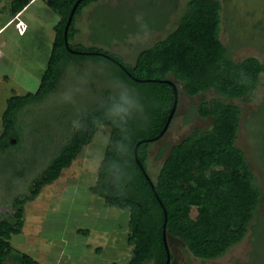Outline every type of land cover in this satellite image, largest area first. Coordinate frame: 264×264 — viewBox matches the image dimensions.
<instances>
[{"label":"trees","instance_id":"1","mask_svg":"<svg viewBox=\"0 0 264 264\" xmlns=\"http://www.w3.org/2000/svg\"><path fill=\"white\" fill-rule=\"evenodd\" d=\"M78 1H47L60 18L47 69L36 93L15 95L8 100L2 117L0 154L20 144L19 115L28 105L44 102L58 89L62 68L76 56L107 61L119 73V82L135 88L143 100L134 102V106L126 102L91 106L82 121H76L68 132V141L44 174L34 180L29 194L16 197L11 216L0 219V264L13 259L19 264H39L11 243L12 237L22 232L24 206L57 181L103 127L110 128L109 142L90 192L104 199L109 207L129 210L127 244L132 247L133 256L127 264H166L165 211L168 243L170 238L178 239L196 259L223 257L250 231L264 244V217H259L264 200L262 186L237 145L242 112L234 102L242 99L251 103L264 74V63L257 57L232 59L230 48L221 40L222 24L227 20L222 15L221 0H189L177 26L138 51L132 63L102 49L70 43L79 34L75 27L78 16L99 0H81L68 33L70 48L93 54L68 50L64 30ZM128 37L126 34V40ZM168 82L182 88L190 98H202L197 113L200 118L212 119V127L195 128L180 142L163 146L156 156L157 160L163 159V164L152 177L148 162L154 142L150 140L164 129L174 104V90ZM208 94L210 102L205 97ZM258 116L264 154V107ZM140 141L144 142L138 148V162L135 147ZM193 209L197 212L195 217ZM170 252L172 264L175 257L171 247ZM257 258L259 264H264V252Z\"/></svg>","mask_w":264,"mask_h":264},{"label":"rangeland","instance_id":"2","mask_svg":"<svg viewBox=\"0 0 264 264\" xmlns=\"http://www.w3.org/2000/svg\"><path fill=\"white\" fill-rule=\"evenodd\" d=\"M188 2L175 0V8L173 6L171 11L172 0H99L86 7L82 15L78 16L75 27L79 34L70 43L86 49H102L120 55L126 63H132L138 51L164 38L177 26ZM221 2L223 18H227L222 24L221 40L230 48L232 59L257 57L264 63V0ZM35 8L38 7L34 6L29 12L36 13ZM57 17L52 12L50 22L41 18V23L34 18V22L45 24L38 34L44 30L46 44L54 41L51 35L55 30L52 23ZM166 21L163 28L157 29ZM126 34L129 35L127 40ZM37 44L34 58H31L32 52L29 50V56L25 61L23 58L22 64L18 66L17 80L27 89V92L18 90V95L36 93L47 69L50 51L45 44L35 40ZM32 59L35 66L33 64L32 75L29 68L26 86L24 71L30 67ZM5 62L3 60L0 63V71L6 69L7 66H3ZM62 69L58 89L44 102L28 105L19 115L20 144L0 154V219L11 216L14 211L12 203L16 197L29 194L34 180L44 174L48 164L69 137V130L76 126L78 118L84 116L92 104L126 102L134 106V102L143 100L135 88L119 82V73L107 61L76 56ZM7 87L0 89L4 96L10 93L6 91ZM205 97L209 100L211 95ZM201 101L200 97L190 98L181 88L180 102L169 130L151 147L148 166L152 177L157 175L163 164V159L156 158L163 146L180 142L195 128L207 130L212 127V119L200 118L197 113ZM262 102L264 74L251 103L235 102L243 110L242 127L252 124L250 130H242L237 145L248 153L251 169L259 179L264 177L263 154L259 152L260 145L258 152H255L252 144L262 143L261 120L258 116ZM6 107L5 102H0V135ZM246 120L249 122L246 123ZM109 133V127L101 128L92 144L83 149L73 165L65 169L57 181L45 187L35 201L24 206L22 232L11 240L16 250L34 256L41 264L129 262L133 256L132 247L127 244L129 210L109 208L99 196L90 192V187L97 180ZM260 182L264 199V182ZM192 215L197 216L195 209ZM259 217H264V200ZM257 222L256 219L253 224ZM260 228L263 229L262 224ZM253 237L250 231L241 243L232 247L223 257L209 261L196 259L182 242L170 238V247L175 257L172 264H259L257 257L264 252V244ZM96 247H100L97 254L94 253ZM44 249H50L48 255L43 252ZM6 264L19 263L13 259Z\"/></svg>","mask_w":264,"mask_h":264},{"label":"crops","instance_id":"3","mask_svg":"<svg viewBox=\"0 0 264 264\" xmlns=\"http://www.w3.org/2000/svg\"><path fill=\"white\" fill-rule=\"evenodd\" d=\"M47 1L48 0H0V63L3 60H6L3 66H7L6 69H2L0 71V89L8 86L6 91L10 92L6 96L0 93V102H5L6 106L8 100L12 96L18 95V93H16L18 92V90L19 92H27V89H25L24 87L25 85H22V82L17 80V75H18L17 70H18V66L22 64L23 58L25 61V59L29 56V50L32 52L31 58H34V53H35L34 50H36V47L39 45V44L35 45V40L41 44H45L48 50L50 51V55H51V50L54 41L53 43L51 41L48 44L44 43V41L46 40V38L43 35L44 30H41L42 32L38 34V31L45 26V24L38 23V22L41 23V18L42 19L44 18L46 19L47 22H50V19L52 18V12L55 13L50 8ZM34 6L38 7L35 8L36 13H30L29 11ZM55 15L58 16L56 13ZM3 17L5 18L4 20L2 19ZM34 18H37L38 22L37 21L34 22ZM19 21L24 23V25L27 28L24 34H19L15 28V25ZM59 21L60 18L58 16L56 21L52 23L54 29L55 26L59 23ZM35 27H37L38 29H35ZM52 34H53L52 40H55V30L54 32L51 33V35ZM41 47L46 49L43 46ZM33 64L35 66V63L32 59L30 67H28V69L24 71L26 72L25 73L26 75L24 77V81L26 80V86L28 84L29 68L31 71V75L33 74V67H34ZM21 85L23 87H21ZM19 94L20 95L18 96H24L28 93L25 94L19 93ZM102 200L106 205L104 199ZM109 208H114V207H109ZM78 234H79V230H78ZM86 248L92 251V249H90V246H87ZM98 250H100V247H96L94 249L95 251L94 253L97 254ZM49 251L50 249L49 250L44 249L43 252L48 255ZM29 256H31L36 261H38L34 256L32 255ZM57 258L58 261L59 257L57 256ZM38 263L41 264L39 261Z\"/></svg>","mask_w":264,"mask_h":264},{"label":"water","instance_id":"4","mask_svg":"<svg viewBox=\"0 0 264 264\" xmlns=\"http://www.w3.org/2000/svg\"><path fill=\"white\" fill-rule=\"evenodd\" d=\"M80 2H81V0L80 1H78L76 4H75V6L73 7V9H72V12H71V14H70V16H69V18H68V21H67V24H66V26H65V30H64V39H65V44H66V47L68 48V50L70 51V52H72V53H74V54H86V55H90V54H93V53H82V52H79V51H75V50H73L72 48H70V46H69V41H68V33H69V29H70V26H71V24H72V21H73V18H74V15H75V12H76V10H77V7H78V5L80 4ZM96 54V53H95ZM103 56H105L106 58H109V59H112V57H110V56H108V55H106V54H102ZM131 76V75H130ZM131 78L132 79H134V80H136V81H140V80H138V79H136V78H134V77H132L131 76ZM171 86H172V88H173V90H174V104H173V107H172V109H171V112H170V115H169V117H168V120H167V123H166V125H165V127H164V129L162 130V132L156 137V138H153V139H151L150 141L151 142H155V141H158L159 139H161L165 134H166V132L168 131V129H169V126H170V124H171V122H172V120H173V118H174V116H175V114H176V110H177V107H178V103H179V91H178V88H177V86L174 84V83H172V82H168ZM144 141H140V142H138L137 143V145H136V147H135V156H136V159H137V161L139 162V160H138V148H139V146L143 143ZM14 143V142H13ZM148 177V176H147ZM149 178V177H148ZM151 184H152V187H153V189H154V185H153V183L151 182ZM165 223H164V230H163V239H164V244H165V248H166V251H167V262H166V264H170V262H171V252H170V247H169V243H168V236H167V229H166V221H167V213H166V211H165Z\"/></svg>","mask_w":264,"mask_h":264},{"label":"flooded vegetation","instance_id":"5","mask_svg":"<svg viewBox=\"0 0 264 264\" xmlns=\"http://www.w3.org/2000/svg\"><path fill=\"white\" fill-rule=\"evenodd\" d=\"M178 91H179V102H180L181 89L179 90V88H178ZM207 101H209V102L212 101V98H210V99L207 100ZM201 102H202V101H201ZM234 102H239V103H244V104H246L245 101L242 100V99H241V100H235ZM104 103H105V102H104ZM101 104H103V103H101ZM101 104H99V103H95V104H92V106H98V105H101ZM263 107H264V102H262L260 110H262ZM240 109H241V108H240ZM260 110H259V112H261ZM241 112H242V113H241V116H240V117H241V118H240L241 120H240V128H239V132H238V141H237V144L239 143L240 137H241V135H242V130H246V131H248V130H250V126H252V124L249 123V124L246 125V128H243V127H242V123H243V119H242V118H243V110H242V109H241ZM259 112H258V113H259ZM82 119H83V116H80V117L78 118V121L81 122ZM206 119L210 121V118H206ZM260 120H261V119H260ZM248 122H249V120H246V123H248ZM68 139H69V137L66 138V141H68ZM66 141H65V142H66ZM258 141H260V139H259ZM258 141H257V142H258ZM65 142H64V144H65ZM64 144H63V145H64ZM259 145L261 146V149H260L261 151H259V152H260L261 154H263V151H262V143L260 144V143L258 142V143H254V144H252V149H253L255 152H258ZM61 148H62V147H61ZM242 150H243V149H242ZM249 150H250V149H249ZM243 151H244V150H243ZM244 153H245V155L247 156V158H249V157H248V153H247L246 151H244ZM251 153H253V152L251 151ZM263 158H264V154H263V157L261 158V159H262V162L264 163V159H263ZM248 162H249V159H248ZM263 163H262V164H263ZM249 164H250V163H249ZM250 167H251V165H250ZM251 170H252V169H251ZM252 172H253V171H252ZM254 174H255L256 179H259V176H257V174H256L255 172H254ZM259 180L262 181V182H264V177H263V178L261 177ZM260 183H261V182H260ZM261 186H262V183H261Z\"/></svg>","mask_w":264,"mask_h":264},{"label":"built area","instance_id":"6","mask_svg":"<svg viewBox=\"0 0 264 264\" xmlns=\"http://www.w3.org/2000/svg\"><path fill=\"white\" fill-rule=\"evenodd\" d=\"M21 26H22V27H21ZM16 27H17V30H18L19 34H24V33H25V31H26V27L23 26L22 23H18Z\"/></svg>","mask_w":264,"mask_h":264},{"label":"clouds","instance_id":"7","mask_svg":"<svg viewBox=\"0 0 264 264\" xmlns=\"http://www.w3.org/2000/svg\"><path fill=\"white\" fill-rule=\"evenodd\" d=\"M18 23H22V22L19 21ZM18 23H17V24H18ZM17 24L15 25L16 30H17V27H16ZM22 24H23V26H25L24 23H22ZM21 27H22V26H21ZM25 27H26V26H25ZM26 30H27V28H26ZM17 31H18V30H17ZM25 32H26V31H25ZM18 33H19V32H18Z\"/></svg>","mask_w":264,"mask_h":264}]
</instances>
